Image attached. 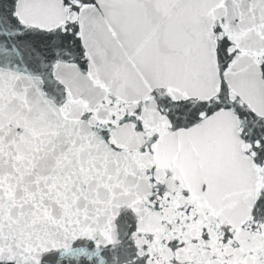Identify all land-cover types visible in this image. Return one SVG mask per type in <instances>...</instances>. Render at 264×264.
Masks as SVG:
<instances>
[{"label":"snow or ice","instance_id":"snow-or-ice-1","mask_svg":"<svg viewBox=\"0 0 264 264\" xmlns=\"http://www.w3.org/2000/svg\"><path fill=\"white\" fill-rule=\"evenodd\" d=\"M0 264H264V0H0Z\"/></svg>","mask_w":264,"mask_h":264}]
</instances>
